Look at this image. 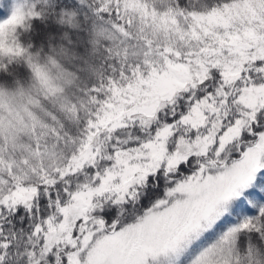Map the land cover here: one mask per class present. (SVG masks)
I'll use <instances>...</instances> for the list:
<instances>
[{"label":"snow or ice","instance_id":"snow-or-ice-1","mask_svg":"<svg viewBox=\"0 0 264 264\" xmlns=\"http://www.w3.org/2000/svg\"><path fill=\"white\" fill-rule=\"evenodd\" d=\"M0 264H264V0H0Z\"/></svg>","mask_w":264,"mask_h":264}]
</instances>
